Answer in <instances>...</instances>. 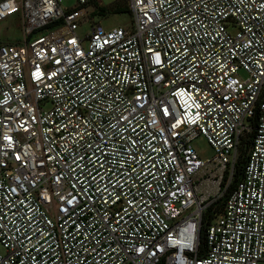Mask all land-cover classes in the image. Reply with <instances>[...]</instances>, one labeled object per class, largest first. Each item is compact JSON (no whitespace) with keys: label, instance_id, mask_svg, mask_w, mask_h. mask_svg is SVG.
I'll return each instance as SVG.
<instances>
[{"label":"built area","instance_id":"2783aa9c","mask_svg":"<svg viewBox=\"0 0 264 264\" xmlns=\"http://www.w3.org/2000/svg\"><path fill=\"white\" fill-rule=\"evenodd\" d=\"M96 1L0 0V264H264V0H124L110 30Z\"/></svg>","mask_w":264,"mask_h":264},{"label":"rangeland","instance_id":"374dc122","mask_svg":"<svg viewBox=\"0 0 264 264\" xmlns=\"http://www.w3.org/2000/svg\"><path fill=\"white\" fill-rule=\"evenodd\" d=\"M101 4L103 9L107 11L104 15L94 14L93 21L99 24L103 29L110 30L115 27H130L132 25V15L129 12V8L124 0H97L91 4L86 5L88 12L96 11L97 5ZM77 5V0H60V6L62 9H72ZM115 8H122L125 11L114 13ZM90 20H85L79 25L77 35L83 37L90 30ZM23 20L20 14H15L0 22V44H12L23 43L24 35L22 32ZM235 28L231 27L230 32L234 33ZM49 29H43L33 34L35 37L37 34H48ZM86 47V46H85ZM44 110L50 108L49 104L41 106ZM191 146L197 153L198 157L202 161H211L214 157V151L207 143L203 136L195 137ZM3 253V249L0 247V254Z\"/></svg>","mask_w":264,"mask_h":264},{"label":"trees","instance_id":"16d2710c","mask_svg":"<svg viewBox=\"0 0 264 264\" xmlns=\"http://www.w3.org/2000/svg\"><path fill=\"white\" fill-rule=\"evenodd\" d=\"M122 11H125V9L115 8L113 10L114 13L122 12ZM105 13H107L105 9H100L98 15H104ZM251 142H252L251 135H247L245 138L242 139V142H241L242 147H241L239 158L237 160L236 165L234 166L232 177L229 183L227 184V186L225 187V191L223 195L217 200L210 203L204 209L202 213L201 221H200V233H199L201 246H204V231H205L206 226L216 215H218L222 211L224 207V203L228 195L235 188L237 183L242 179L243 169L246 163V158H247V155L250 149ZM228 177H229V174L228 172H226L223 177L222 187L226 185Z\"/></svg>","mask_w":264,"mask_h":264}]
</instances>
